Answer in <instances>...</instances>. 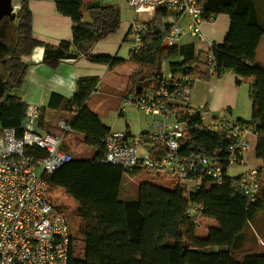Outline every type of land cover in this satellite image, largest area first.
<instances>
[{
    "label": "trees",
    "instance_id": "trees-1",
    "mask_svg": "<svg viewBox=\"0 0 264 264\" xmlns=\"http://www.w3.org/2000/svg\"><path fill=\"white\" fill-rule=\"evenodd\" d=\"M198 2L204 7L206 21L220 13L230 16L231 26L224 42L214 44L208 52L197 51L194 44L169 48L167 37L174 25L165 22L169 12L160 10L154 16L156 18L148 22L143 46L137 48L133 42L134 47L129 51L130 62L156 68V72L149 74L154 79L139 73L130 80L139 84V91L143 94L145 88L150 89L154 80L163 75L162 66L167 62L172 75H190L204 83H211L214 74L220 76L226 71L234 72L239 85L242 81H249L253 103L249 123L256 126V158L263 164L256 168L259 193L255 201L250 202L234 187L241 176L229 173L226 159L231 142L226 139L225 132L217 134L199 130L193 132L182 155L212 156L221 151L225 167L222 185L197 163L190 171L192 180L201 181L194 191L178 179H174L171 188L160 187L153 183L159 172H149L151 177L140 183L138 200L122 202L119 196L125 172L118 165L101 162L100 141L110 132L87 105L97 91L99 80H80L73 98L64 100L65 110L78 112L72 128L95 141L99 155L91 162L72 160L57 173L46 177L49 186L65 189L77 204L74 213L79 224L76 238L72 235L69 264H264V253L250 252L238 257L250 236L257 234L255 226L264 216V180L261 179L264 177V67L257 58L264 38V18L254 0ZM89 3L83 7V0L57 2L58 11L71 17L75 26L72 41L55 46L34 38L30 0H20L16 21L12 22L16 27L14 45L10 46L0 37V64L5 63L7 70L6 75L0 71L2 127L20 128L23 125L27 105L17 93L23 88L29 67L24 59L35 49H44L43 63L53 68L61 62L81 58L107 65L109 69L123 62L118 58L92 54L97 43L118 34L123 28L120 7ZM85 15L90 22H84ZM210 57L212 65H209ZM192 110L191 106L187 108V112ZM238 120L242 122L244 119ZM195 124L202 125L199 115L190 123ZM154 150V157L166 154L159 146ZM192 207L197 210L190 216ZM59 209L64 212L63 207ZM203 221L216 222L215 226L208 228L205 237L198 234ZM76 239L84 245L79 252L75 251Z\"/></svg>",
    "mask_w": 264,
    "mask_h": 264
},
{
    "label": "built area",
    "instance_id": "built-area-1",
    "mask_svg": "<svg viewBox=\"0 0 264 264\" xmlns=\"http://www.w3.org/2000/svg\"><path fill=\"white\" fill-rule=\"evenodd\" d=\"M123 1L135 14L129 32L134 36L137 48L143 46L147 27L136 18H152L160 10L173 11L187 20L186 28L173 26L167 37V47L180 46L186 36L205 41L202 31L205 10L198 0ZM212 61L210 57L209 65ZM197 80L190 75H181L172 81L162 75L154 80L148 93H128L123 105L134 106L150 117L149 130L139 137L124 131L111 133L100 141L101 162L118 165L126 174L164 173L186 186L201 182L190 178V171L200 163L207 175L222 185L225 168L222 152L212 156H183L186 144L193 132L199 130L217 134L225 132L226 139L231 142L226 159L229 169L246 162L251 138L257 136L256 126L246 120L239 122L214 117L199 109L187 112ZM43 111L42 106L27 104L22 127L4 128L0 125V264H69L73 242L71 225L66 213L47 199L49 185L46 177L73 160L62 147L66 133L72 128L63 121L60 124L62 136L46 132ZM197 115L202 125H190ZM155 146L165 150L166 154L154 157ZM193 175H196L195 171ZM240 176L234 187L243 197L254 202L260 189L258 170L249 168ZM196 210L197 207H192L190 216Z\"/></svg>",
    "mask_w": 264,
    "mask_h": 264
},
{
    "label": "crops",
    "instance_id": "crops-1",
    "mask_svg": "<svg viewBox=\"0 0 264 264\" xmlns=\"http://www.w3.org/2000/svg\"><path fill=\"white\" fill-rule=\"evenodd\" d=\"M17 1L18 4L15 5L16 12L20 9V0ZM58 1L60 0H30L34 38L55 46L63 41H72L73 28L75 26L71 17L65 16L58 11ZM98 1L92 0L91 2L94 5L113 3L112 0H104L103 2L99 1L100 4H97L99 3ZM254 2L259 9L260 16L264 18V0H254ZM175 18L177 19L176 23L171 22V24L178 26L187 24L186 18L184 20V17L177 16L176 13ZM84 22H86L85 18ZM230 26V16L220 13L211 20L204 22L202 31L205 36V41L186 36L182 40L181 45L194 44L197 51L208 52L214 44L224 42ZM129 35L132 34L129 33L128 25L122 28L118 34L100 41L93 48L92 54L94 56H107L123 60L122 63L112 69H109L107 65L93 63L85 58L77 61H64L55 68L49 67L43 63L44 49L41 47L35 49L31 56L24 59L29 67L23 88L17 94L26 105L35 104L43 107V129L46 132L56 136H62L63 130L60 124L63 121L71 125L72 128L78 112L66 111L64 100L73 98L77 90L78 82L84 79L99 80L97 91L93 94H100V97L103 99L111 96L116 97L119 91L116 107L119 118L111 116L110 114L103 116V114L101 115L99 113L100 111L90 109L89 101L93 94L87 103L88 108L98 115L102 124L109 130L110 133L108 135L116 131H124L129 135L139 137L149 130L150 117L140 112L134 106L125 107L123 105V100L128 93L134 91L140 92L139 84L131 82L130 77L139 73L147 74L146 70L153 69L129 61V51L134 47L133 42H135L134 36L132 35L133 38L129 39ZM162 69L163 75L167 78H175L177 76L165 72V62L163 63ZM178 77L180 78V75ZM118 81H120V87ZM149 90L145 88L143 94L148 93ZM192 95L193 101L191 107L208 112L214 117L228 118L230 120L244 119L247 121H250L252 118L253 103L250 99V82L242 81L239 85L237 83V76L233 71H226L220 76L214 74L211 83H204L197 80L193 87ZM49 114H51L50 117ZM72 136H79V138L81 137L84 140L85 146L93 153L92 158L88 159L83 157L82 151L79 153L75 152V149L78 150L79 148H75L76 144H74L73 138H71ZM253 141H256V138H251V148L246 155V160L252 154ZM62 147L69 154H78L74 161L91 162L99 155L95 141L89 139L84 134L76 132L73 128L72 131L66 133ZM256 147L254 154L256 160L254 164L249 166L247 163H244V165L237 166L242 169L241 174L248 168H261L263 166L262 162L256 158ZM139 173L141 172L127 175L134 178ZM125 174L121 183L119 199L122 202L137 201L139 198V189L134 193L131 182L125 180ZM164 176L169 177L166 174ZM137 185L140 188V182H137Z\"/></svg>",
    "mask_w": 264,
    "mask_h": 264
},
{
    "label": "rangeland",
    "instance_id": "rangeland-1",
    "mask_svg": "<svg viewBox=\"0 0 264 264\" xmlns=\"http://www.w3.org/2000/svg\"><path fill=\"white\" fill-rule=\"evenodd\" d=\"M91 1L92 0H83V7L88 6L90 4L89 2H91ZM99 1L103 2L104 0H99ZM112 1H113L112 4H115L121 8L123 28L127 27L131 23V21L135 18V14L127 7V5L124 3L123 0H112ZM100 2L97 4H100ZM108 3H110V2H108ZM13 4L17 5L18 1L14 0ZM84 18H85L86 22H90V18L87 15H85ZM155 18L156 17L144 18L142 16H138L136 19L141 24H145V26L147 27L148 22L154 20ZM183 19L185 20V18H183ZM176 20L177 19L175 18V12H173V11H170L168 16L165 17L166 23H171V22L176 23ZM7 24L9 25V27H5V25H7ZM182 25H180V26H182ZM182 27L186 28L187 26L184 25ZM0 37H3L5 39V41L10 46L14 45V43L12 41L16 37V27L14 26L12 21L9 22V21H7V19L3 20V23L0 27ZM128 38L132 39L133 37H132V35H129ZM257 58H258V62L264 67V40L261 42V44L258 48ZM0 71H1V73L6 75L7 70H6L5 63L0 64ZM162 71H163V69H162ZM118 72H119V74H121L120 71H118ZM151 72H152V74L154 72H156V68L146 70L147 74H150ZM165 72L167 74L170 73L169 65L167 62H165ZM118 76H120V75H118ZM170 77H171V75H170ZM149 78L154 79V76L149 75ZM175 78L178 79L179 78L178 75ZM118 82H119V87H120V81H118ZM118 93H119V91L117 92L116 97L111 96V97H108L106 99H103L102 97H100V94H93V96L91 97V99L89 101L90 109H93L95 111H100L99 113L101 115L103 114V116L110 114L111 116H115L116 118H119L118 113L116 111L117 101H118ZM192 101H193V95L191 98V103H192ZM50 116H51V114H49V117ZM71 138H73L72 140L74 141V144H76L75 148H77V147L79 148L78 150L75 149L76 153H79L82 151L83 157L88 158V159L92 158V156H93L92 151H89L90 149L88 150V148L85 146V144L83 142L84 140L81 137L79 138V136H72ZM253 138L255 139V137H253ZM82 143H83V145H82ZM255 147H256V141H253L252 142V154L246 160V163L249 166L251 164H254V162L256 160L255 155H254L255 154ZM70 154H71L73 160L76 159V157L78 156V154H73V153H70ZM241 171H242V169L237 167V166H232L229 169V173L232 176H237ZM149 176L151 177V175L149 174L148 171L141 172V173H139L138 176H135L134 178L125 174V180H128V182H131L134 193H136V190L139 189L137 182L141 183L144 179L149 178ZM261 179L264 180V177L263 178L261 177ZM154 180L155 181L153 183H155L156 185H158L160 187L166 188V189L171 188L172 184L174 182V178H172L170 176L166 177V176H164V173H160V172L155 176ZM187 187L191 191L195 190V184H193V183L188 184ZM46 197L53 205L57 206L58 208L63 207V210L66 213V215L69 219L70 225H71L72 235L76 238L77 227L79 224V220L76 218L75 213H74V211L77 207L76 202L71 197H69L67 195L65 189H63L61 187H57V186H49ZM215 225H216V222H214V221H203L199 230H198L199 236L205 237L207 234L208 228L211 226H215ZM255 229H256L257 234L253 235V237L250 236L251 239L246 244L242 253L238 255V257H241L242 255H244L246 253H250V252L264 253V216H261L259 218L257 225L255 226ZM83 247H84L83 242L79 239L78 240L76 239L75 240V251L79 252L81 249H83Z\"/></svg>",
    "mask_w": 264,
    "mask_h": 264
},
{
    "label": "water",
    "instance_id": "water-1",
    "mask_svg": "<svg viewBox=\"0 0 264 264\" xmlns=\"http://www.w3.org/2000/svg\"><path fill=\"white\" fill-rule=\"evenodd\" d=\"M14 0H0V21L8 18L14 22L17 18L16 6L13 4Z\"/></svg>",
    "mask_w": 264,
    "mask_h": 264
}]
</instances>
